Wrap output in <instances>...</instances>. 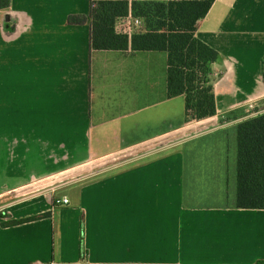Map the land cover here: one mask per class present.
<instances>
[{
	"label": "crops",
	"instance_id": "1",
	"mask_svg": "<svg viewBox=\"0 0 264 264\" xmlns=\"http://www.w3.org/2000/svg\"><path fill=\"white\" fill-rule=\"evenodd\" d=\"M91 1L0 10V264L264 260V209L236 207L237 126L264 112V0H215L199 22L220 58L217 113L196 121L168 95L166 51L94 49L90 20L68 23ZM134 18L145 32L132 10L117 30ZM228 130L236 145H187ZM68 187L75 201L58 195Z\"/></svg>",
	"mask_w": 264,
	"mask_h": 264
},
{
	"label": "trees",
	"instance_id": "2",
	"mask_svg": "<svg viewBox=\"0 0 264 264\" xmlns=\"http://www.w3.org/2000/svg\"><path fill=\"white\" fill-rule=\"evenodd\" d=\"M215 0H92L90 15L71 14L70 24L91 22V45L94 49L166 51L168 54V95H185L188 121L202 120L217 113L215 63L217 49L197 36L199 22L206 17ZM11 0H0V10ZM130 10L144 20L146 31L119 32L117 21ZM264 78V60H263ZM238 174L236 207L264 209V112L249 117L237 126ZM51 212L8 221L15 225L50 216ZM5 217V215H4ZM255 264H264L259 260Z\"/></svg>",
	"mask_w": 264,
	"mask_h": 264
},
{
	"label": "rangeland",
	"instance_id": "3",
	"mask_svg": "<svg viewBox=\"0 0 264 264\" xmlns=\"http://www.w3.org/2000/svg\"><path fill=\"white\" fill-rule=\"evenodd\" d=\"M235 140H236V138L233 137L232 132L228 130L226 132L224 131V132H220L218 134L209 135L208 137H205V138H198L197 140H194L187 145H207V144L208 145H236ZM104 165L105 164H103V166ZM92 168H99V166L98 167H92ZM80 175H81V171L76 170V171L72 172L69 176H66L62 179H59V181L63 180L65 182V184L69 186L75 182L80 181V177H81ZM56 183H57L56 180L51 181V182H46V183L45 182L37 183L35 185V187L32 188L33 190L31 189V191L38 190L41 188L50 187ZM78 191H79V189L77 187H68V189H66V190H60L58 192V195L61 196L64 193H66V194H68V196L70 197L71 200L75 201L78 198Z\"/></svg>",
	"mask_w": 264,
	"mask_h": 264
},
{
	"label": "built area",
	"instance_id": "4",
	"mask_svg": "<svg viewBox=\"0 0 264 264\" xmlns=\"http://www.w3.org/2000/svg\"><path fill=\"white\" fill-rule=\"evenodd\" d=\"M142 24L141 20L139 18H134V19H130L128 21H126L125 27L122 29L121 32L127 33L129 34V36H131L134 32V28L135 27H140ZM69 199L67 197H64L63 199H57L56 203H68ZM5 208V205H3L2 203H0V213L3 212ZM72 264H86L84 261L78 260L73 262Z\"/></svg>",
	"mask_w": 264,
	"mask_h": 264
},
{
	"label": "water",
	"instance_id": "5",
	"mask_svg": "<svg viewBox=\"0 0 264 264\" xmlns=\"http://www.w3.org/2000/svg\"><path fill=\"white\" fill-rule=\"evenodd\" d=\"M9 17L7 16V21H9V19H8Z\"/></svg>",
	"mask_w": 264,
	"mask_h": 264
}]
</instances>
